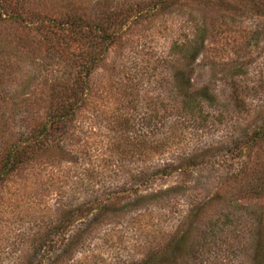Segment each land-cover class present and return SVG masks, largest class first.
<instances>
[{
  "label": "rangeland",
  "instance_id": "obj_1",
  "mask_svg": "<svg viewBox=\"0 0 264 264\" xmlns=\"http://www.w3.org/2000/svg\"><path fill=\"white\" fill-rule=\"evenodd\" d=\"M159 1H2L0 161L76 76L78 44L50 20L99 11L123 22L60 146L0 185V264H31L36 242L59 240L61 215L82 205L93 212L62 223L70 245L54 264H196L187 253L208 256L202 264H264V0ZM202 44L190 63L182 50ZM179 74L215 96L196 129L163 125L184 100ZM217 224L229 225L209 242ZM184 234L187 248L175 247Z\"/></svg>",
  "mask_w": 264,
  "mask_h": 264
},
{
  "label": "trees",
  "instance_id": "obj_2",
  "mask_svg": "<svg viewBox=\"0 0 264 264\" xmlns=\"http://www.w3.org/2000/svg\"><path fill=\"white\" fill-rule=\"evenodd\" d=\"M2 1L3 0H0V14H3L4 12V5L1 4ZM168 1L169 0H160L158 3L165 4V7H167ZM130 10H134L136 13H138V16L142 15L143 12L141 7L138 5L130 8ZM98 12L99 11H93L91 14L88 13V15L84 12L75 13L76 15L73 17H68L66 21H57L56 19L50 20L52 27L57 28L58 31H60L61 34L66 37L71 35V41H74L78 44L75 49H71L72 52H75L74 54H76L77 57V60L72 66V69L75 70L76 76H74L73 83L70 85H67L66 81V83H64L61 80V84L59 85L61 88H64L65 93L56 99L57 101L54 105H52V109L50 108L49 117L39 128V130L37 131L35 129L31 132H28L24 140H20L18 144L13 145L6 151H3L4 154L2 153L3 156L2 160L0 161V185L4 183V181H6L9 176L19 172V170L25 165H31V163L36 160L37 156L41 152L44 154H49L57 147L56 145L60 146L59 144L61 142L57 136L59 134L65 135L66 129H68V124L75 121L76 114L84 107L88 99L86 88L91 74L93 73L96 65H98L104 59V55L106 53L105 48H107L105 45L108 46L119 36V30L123 22V15L121 12H111V15H113L115 18V20L112 22L110 21L111 19L108 17V15L105 16L103 12H99L100 14ZM64 32L67 33V35H65ZM65 46L67 45L65 44ZM202 47L203 44L201 45L200 49H197V51L183 49L182 52L192 54V57H190L189 60L191 63L196 61L198 55L203 52ZM67 52H71L70 49ZM61 53L62 51H60V54ZM190 63L188 67L191 66ZM183 77L184 75L182 74L176 75L175 82H180V84L182 83L181 90L179 91L183 95L184 100L181 102L180 106H171V108L166 110V112L172 116L164 118L163 125L165 126L166 120L169 124L175 125V120H177V125L180 127L196 129V127L202 126L200 122L202 120V115L206 113L207 105L210 103V105H212L214 103L215 96L211 93L209 87L199 88L196 90L192 84V78L187 80ZM173 117L174 119L171 120ZM252 149L253 144L249 141L243 143L240 151H242V153H248L252 152ZM185 168L182 167L180 169H182L184 173H187L188 170ZM162 172L165 173V169ZM237 177L238 175L234 177H226L225 181H234L237 179ZM212 199H215V196L211 197L210 193V195H206L198 203V205L210 203ZM105 209L107 208L105 207L103 211H105ZM92 212V207H86L85 205H82L67 209L61 215V218L62 220L68 222L70 226H72L78 221H81L83 218H89ZM85 214L87 215L85 216ZM65 221H62L61 224L56 225L57 232L61 234V237L65 234L63 232L64 230H62V223ZM224 225L225 227H219L220 225L218 224L213 226L211 225L209 227V242L210 240L211 242L213 241L211 238L217 235L218 232L223 233L222 230L229 224ZM178 237L180 238L177 239L175 247L179 246L178 248L183 247L186 249L188 234ZM60 238L57 241H48V239L44 238L40 242H36V251L40 252L41 258L43 259H41L39 256L40 254H38V258L34 257L31 264L39 263L38 261L40 260H43V262L46 261V263L43 264H54V262L59 257L63 258L64 254L66 256V254H68V250L65 248L70 245V241L68 243L67 239L66 242L65 240L62 241ZM175 238L177 237H174L171 242H173ZM209 242H207V245ZM205 244L203 243L202 245ZM260 247L264 248V240L260 241ZM53 254L58 255L56 259L52 258ZM44 255H47V257H44ZM187 255L190 259L192 258L196 264H202L205 260L209 259L208 256L203 254L187 253ZM152 260L156 259L153 258V256H149V262H143V264H162L160 261L156 260L152 262ZM174 261L178 263L177 260Z\"/></svg>",
  "mask_w": 264,
  "mask_h": 264
}]
</instances>
